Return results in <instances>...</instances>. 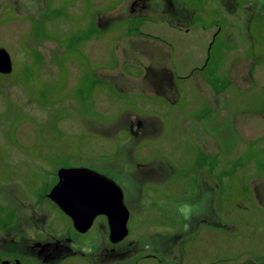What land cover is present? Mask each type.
I'll return each mask as SVG.
<instances>
[{"label": "rangeland", "instance_id": "1", "mask_svg": "<svg viewBox=\"0 0 264 264\" xmlns=\"http://www.w3.org/2000/svg\"><path fill=\"white\" fill-rule=\"evenodd\" d=\"M0 46L12 59L0 76V201L27 236L65 235L93 264H132L146 245L165 264H264V0H0ZM101 81L111 88L92 109ZM148 139L154 154L139 160ZM199 143L200 195L162 202L169 228L146 229L145 193L172 176L158 163L179 179ZM59 167L118 186L133 213L128 245L109 246L103 216L85 235L66 232L47 198ZM188 197L172 184V199Z\"/></svg>", "mask_w": 264, "mask_h": 264}, {"label": "flooded vegetation", "instance_id": "2", "mask_svg": "<svg viewBox=\"0 0 264 264\" xmlns=\"http://www.w3.org/2000/svg\"><path fill=\"white\" fill-rule=\"evenodd\" d=\"M198 91L201 94V91L199 90V88H198ZM193 119L201 123L199 118L196 117ZM139 124H141V121L137 122V125ZM148 140L144 142L143 148L139 147L137 149V152L139 153V155H141L140 157H138L139 160L142 158L144 159L147 156L154 154L155 145L150 143L151 142L150 139ZM200 144L203 145L202 143H199V147L198 146L197 148L195 147V152L193 154L186 156V159L181 160V164H184V165L180 167H182L183 170H187L189 172H187V174L185 175H182V172H181V174L178 175L179 179H177V176H176L177 173L179 172V169H176L177 167H175L171 161L170 162H168L169 160L160 161L158 163V164H163V165L166 164L169 167V169H171L172 178L171 177L168 178L167 181L163 185L161 186L159 185L158 189H155L157 186H150L151 188L148 189V191L145 193L147 194L148 201H150L149 202L150 206H147L144 209L142 208L143 211L140 209L139 210L140 213L139 215H137V217H139L140 220L141 218H143V220L145 221L146 229L152 230L154 228H157L156 230L162 229L163 231H165L167 228H169L170 224L168 223V219H167V223L164 222V219L165 217L169 218L171 210L165 209L164 207H162L161 206L162 202H165L168 205V207L171 202L181 203L184 205L187 203V202L183 203L184 200L189 201L193 198H198V196L200 195L199 186L195 182V180H193L192 178V175L194 174L193 171L197 172L199 169L204 170L205 166H207V161L205 159L201 160L202 158L197 156V153L199 152L202 153L203 146L200 147ZM116 148H117V145H116ZM166 155H167L166 151H163L162 154L158 155V157L163 156L164 158H166L167 157ZM138 164L140 166H143L145 165V162L139 161ZM59 168H62V167H59ZM63 168H79V167H63ZM174 170H177L175 175L173 174ZM215 171H216V168H213V171H211L212 176L213 174L215 175ZM57 182H58V177H57V181L55 182V184H57ZM173 183L179 184L181 187V193L188 195L189 197L181 201L172 199L171 190H172ZM34 196L36 198H40L42 196L41 191L39 190L35 191ZM52 203L57 207V205L54 202ZM134 206H135L134 208L138 207V205L136 204ZM176 209L177 208H175V210ZM58 210H59V216L60 215L64 216V218L61 216L60 218L63 221L67 220L71 223V225H69V227L67 228L66 232L72 231L75 234L85 235L90 230L89 229L86 233H83V234L79 233L73 227L71 219L65 213H63L59 208ZM175 212L177 213V215L182 216L181 214H179L177 210ZM129 214L130 216H129L128 225H127L128 235L125 237V239H123L122 241L116 244H112L109 241V228H108V222H107L106 216L99 215V216H103L105 219V223H103L101 227L106 228V232H107L106 236L109 241V246L112 249H118L119 247L126 246L127 244V240H128L127 237H129L131 234L130 224H131V219L133 217L132 211L129 212ZM21 221H22L21 218L16 214L15 210L10 209L7 203L5 205L4 202L0 201V264L1 263L7 264L9 262H15L18 264H45L44 258L42 257L43 253L46 255V258H48L47 260H49V262L46 264H60L63 261V259L68 258V257H78L80 260L78 264L79 263L93 264L91 263L93 260L90 258L89 255H82L80 252H78L77 250H75L73 247L70 246V244L65 239V235L63 236V240H60L58 238L55 240L43 242L42 231L40 230V228H38V231H36L32 236H27V233L25 232L22 224H20ZM40 222H42V219H40ZM40 226L41 225H39L38 227ZM145 233L146 232H144V234ZM148 248L149 246L146 245L144 249L141 250L139 255L134 256L132 264H151V262L153 261L158 262V264H165V261L169 260L168 256L167 257L158 256L153 253H150V250Z\"/></svg>", "mask_w": 264, "mask_h": 264}, {"label": "water", "instance_id": "3", "mask_svg": "<svg viewBox=\"0 0 264 264\" xmlns=\"http://www.w3.org/2000/svg\"><path fill=\"white\" fill-rule=\"evenodd\" d=\"M11 72V56L0 47V74L6 76ZM57 177L58 182L50 189L47 198L71 219L79 233H86L97 216L105 215L109 241L116 244L125 239L130 214L118 186L87 168H59Z\"/></svg>", "mask_w": 264, "mask_h": 264}, {"label": "trees", "instance_id": "4", "mask_svg": "<svg viewBox=\"0 0 264 264\" xmlns=\"http://www.w3.org/2000/svg\"><path fill=\"white\" fill-rule=\"evenodd\" d=\"M0 76L2 77V76H4V75H0ZM100 88H107V90H108V88H111V86H110L109 84H107L106 82H105V84H104V81H101L100 83H96L94 86H91V89H90V91H89V95H88L87 98H86V101H87V102H90L92 109L94 108L93 105H92V102H91L92 97H93V94H94V92H95L97 89H100ZM108 92H109V91H108ZM132 103L134 104V102H132ZM154 107H156V106H154ZM102 116H104V115H102ZM103 118H104V117H103Z\"/></svg>", "mask_w": 264, "mask_h": 264}]
</instances>
